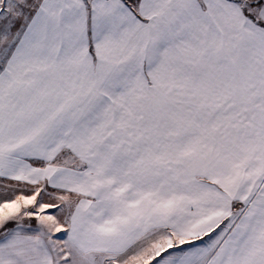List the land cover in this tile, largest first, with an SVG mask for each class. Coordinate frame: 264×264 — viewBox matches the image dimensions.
<instances>
[{"label": "snow or ice", "instance_id": "obj_1", "mask_svg": "<svg viewBox=\"0 0 264 264\" xmlns=\"http://www.w3.org/2000/svg\"><path fill=\"white\" fill-rule=\"evenodd\" d=\"M0 264H264V0H0Z\"/></svg>", "mask_w": 264, "mask_h": 264}]
</instances>
